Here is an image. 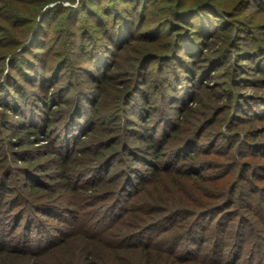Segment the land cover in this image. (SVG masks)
<instances>
[{
	"label": "trees",
	"instance_id": "16d2710c",
	"mask_svg": "<svg viewBox=\"0 0 264 264\" xmlns=\"http://www.w3.org/2000/svg\"><path fill=\"white\" fill-rule=\"evenodd\" d=\"M33 1L35 0H0V35L2 37L17 34L28 38V32L38 22L36 19L38 15L44 22L47 21L45 18L51 10L57 11L58 14L65 12V18L60 24L61 29L58 28L57 41L53 44L45 43L35 39L34 34L28 39L26 51L30 48L39 50L49 46L53 49H49L48 55L60 57L63 53H68L69 47L74 44L80 50L85 48L83 52L88 54L87 57L91 59V63H93L91 56H96L95 66H97L98 60L107 65L104 62L106 59L104 52L109 51L110 48L113 62L106 70H113V72L108 75L103 73L99 77L89 76L99 90L96 91L95 98L90 95L84 96L81 92L89 88L78 87L75 92L79 90L78 96L81 99H74V105L67 99L61 100L59 101L61 104L57 103L60 108L54 110L51 102L52 93L44 89L37 95L35 101L25 104V106L29 105V109H32L34 103L36 105V110L30 116L22 112L25 118L28 117L25 123H27V129L33 132L30 135L55 133L53 142L57 143L59 149L55 147L49 151L53 160L50 162L55 161L57 164L53 174L56 178L62 175L63 183H60V188L59 183L53 180L47 185L25 183L27 197L20 201L22 204L20 209L23 210L20 212L17 210L18 213L14 214L18 220L17 222L13 220L12 229H9L10 235L4 233L0 235V262L7 259L9 263L22 260L23 264H97L95 260H91L93 254L103 256V251H106L114 256L112 260L107 261L108 264H264V184L260 185L256 182L263 181L264 175L254 174L257 166H264L259 165L264 163H257L264 159L262 148L264 138L256 141L257 143L247 141L248 135L251 134L255 142L260 134L263 135L264 130L255 132L251 129L248 133L238 126L239 122L228 120L227 112L233 105L235 90L227 91L226 95L218 99L216 93L210 95L206 93L208 85H204L199 90V94L195 95L196 98L193 97L192 90L191 103L179 105L176 108L175 122L162 117L164 125L160 131L157 128L154 129L155 132L151 137L145 130L143 131L142 135L146 138L143 155L148 152L153 155V159L145 163V171L135 172L133 177L125 180H115L109 176V168H107L102 179H93L90 174L99 171L101 167L107 165L103 164L104 162H112L117 156L106 157L108 154H114L116 150L113 139L107 137L109 129L112 130L113 127L95 120L101 114V109L102 111L108 109L109 105L105 104V100L104 104L102 103L107 96L102 86L115 89L114 94L110 93L112 95L108 98V102L122 103L123 101L125 105L127 102L130 104V100L139 92V89L136 86L133 90L126 91L127 87L121 88V82L116 80V76L122 72L123 67H125L123 71L131 69L135 72L136 61L140 59L144 51L140 48L137 50V55L132 61L133 67L132 63L130 65L127 61L122 63L121 55L129 49V43L124 42L122 48L120 45L132 30L129 26L130 21L125 19L129 15H120L121 28H115L117 14L113 7H108L106 12L111 19L105 20L104 24L102 21L98 22L99 25L103 24L105 30L103 32H106L108 37L106 45L105 39L102 40L88 31L84 32L88 33V40L84 38L83 41H77V39L74 41L72 36L74 34L76 36V33L73 31V20L76 19L75 23H77L80 13L89 12L88 5L83 1L80 0L77 7L58 4L56 7L44 8L43 11H41L42 6L49 0H37L38 2L31 4ZM69 1L74 3V0ZM27 4H30L27 9L29 14L24 12ZM166 4L164 9L171 12L174 8L168 4V1ZM199 6L201 4L196 5L192 10H196ZM186 9L182 8L180 12L188 11ZM89 13L97 22L98 16L91 14V11ZM20 20L22 25L18 23ZM41 20L36 26L38 29L42 26ZM110 26L112 28L109 30ZM49 29L46 37L53 33V25ZM132 37L134 38L133 35ZM217 38L218 36L212 38L211 43ZM208 44L205 47L206 50L209 48ZM10 46V43L0 46V57L9 52ZM111 46L116 47L117 50L114 52ZM255 47L261 48V46ZM57 48L61 53L57 51ZM151 49L149 51L153 52L156 48ZM261 52L263 53L262 49ZM154 53H152L153 56L156 55ZM259 60H253L254 65L259 68H254L257 73H261L264 69V61ZM51 65L46 64L44 71ZM27 66L30 68L29 65ZM247 68L246 71H250ZM82 70L87 74L91 73L89 69ZM45 72L42 73L41 69L37 70L38 84L41 86L45 81H51L44 79ZM238 73L239 70L234 73L230 70L229 74L227 73V81L230 83L232 77L239 76ZM24 77H27L24 80H28L33 76L24 75ZM147 83L148 78L142 84L144 86ZM205 93L208 98L201 101L200 96ZM75 97L76 95H73L72 98ZM223 99L225 103L221 105L225 104V106L220 113L223 117L219 119L217 107L221 108L218 105ZM142 100L147 99L142 97ZM149 103L145 101L146 105ZM15 106L13 105L17 108ZM37 111L40 113L34 116ZM67 112L68 115L65 116ZM259 114L264 119V109L256 113V115ZM105 120L109 123L107 117ZM243 121L250 124L254 122L248 118ZM120 128L119 133H121ZM96 130H99V135L94 134ZM158 132L159 135L156 138L155 135ZM206 134H209L208 138L226 137L223 151L212 153L215 155L213 161L217 164L214 167L208 163L211 162V152L199 153L193 149L194 146L196 147V141ZM244 134H247V137L246 135L244 137ZM90 136L94 139L95 145L94 150L91 151L86 144ZM243 138L248 139L243 140ZM245 141L247 143H244ZM121 144L122 142L117 144L119 150L123 147ZM13 145L10 143V149ZM71 146H73L72 149ZM233 146L235 149L231 151L230 148ZM244 148L251 150L250 156L254 161H243L246 157V153L242 152ZM166 152L169 154L176 152L181 155L173 165L171 159L167 161L164 159ZM17 159L18 157H14V160ZM20 160L25 164H31L27 158ZM200 163L206 164L204 168H200ZM8 164L6 162L5 167L0 165L2 193L5 191L3 174L9 168ZM33 164L32 162L29 166ZM130 169L127 170V176L132 173ZM211 169L214 171H210ZM202 170H209L210 173H202ZM86 174H89L87 178L83 177ZM9 177V175L6 176L5 180ZM71 177L79 178V180L82 177V182L73 185L70 181ZM65 194L64 197L71 206L65 211V215L57 214L54 207H46L49 206L48 202ZM4 198L5 194L0 202L1 206L8 202ZM36 213H39V216H36ZM213 213L217 214V217L208 225L199 223L198 219ZM49 217L51 218L45 219ZM9 241L13 243L11 246H7ZM87 243L92 244L95 251L86 250L78 254L72 251L68 254L69 250L73 249L71 246L76 244L74 247L76 249L87 248ZM63 253L68 257L64 263L60 258ZM51 260L54 262H50Z\"/></svg>",
	"mask_w": 264,
	"mask_h": 264
},
{
	"label": "rangeland",
	"instance_id": "374dc122",
	"mask_svg": "<svg viewBox=\"0 0 264 264\" xmlns=\"http://www.w3.org/2000/svg\"><path fill=\"white\" fill-rule=\"evenodd\" d=\"M35 1L38 2L37 0ZM35 1L31 2V4L36 3ZM82 1L88 5L89 12L91 11V14L98 16V19L97 22L94 21L89 12L80 13L78 15L79 21L75 23V19L72 22L73 31L76 33V36L75 34L72 36L74 41L76 39L77 41H83L84 38L88 40V33H84L88 31L102 40L105 39L104 43L107 45L108 37H106V32H103L105 31L103 24L105 20L111 19V16L106 14V12L108 11V7H113L116 9L117 14V19H115L117 26L114 25L115 28L120 27V15H129L125 19L130 21L129 26L132 30H130V34L126 35L123 44L120 45L122 48L124 47V42L125 44L129 43V49H126L121 55L123 57L122 63L127 61L131 65L137 55V50L140 48L144 51L140 59L136 61L135 72L131 69L123 71L125 68L123 67L121 69L122 72L116 76V80L121 82V88L127 87L126 91L133 90L136 86L138 87L139 92L130 100V104L127 102L125 105L123 101L122 103L108 102V98L114 94L115 89L110 86H102L103 91L107 95L102 100V103L104 104L105 100V104L109 105L107 106L108 109L103 111L101 109V114L95 120L113 127L112 130L109 129L107 137L113 139L112 141L115 142L113 144H116L114 146L116 150L114 154H108L106 157L117 156L112 162L110 161L111 163L104 162L103 164H107L106 166L90 174L93 176V179H102L107 168H109V176H112L115 180H125L128 177H133L135 172L141 173L145 171V163L147 160H152L153 155L149 152L143 155L145 150L144 144L146 142V138L142 135L143 131L145 130L149 137L155 132L154 129L157 128L160 131V128L164 125L162 117L167 120L172 119L175 122L177 118L175 113L176 108L179 105H189L193 97L196 98L195 95L199 94V90L204 85H208L207 91L205 90L206 93L209 95L216 93L217 99L226 95L227 91L235 90L232 100L233 105L229 108V112H227L228 120L239 122L238 126L248 133L251 129L255 132L264 130L262 115H256L258 111L264 109V106H261L264 105V69L261 68V73H257L254 68L258 67L253 62V60L257 59H260V62L264 61V0ZM167 1L174 8L171 12H167L164 9ZM78 3L80 4V0H74V3L69 0H49V2L42 6L41 11L47 7H56L58 4L77 7ZM198 4H201V6L196 10H192ZM29 6L30 4L26 5L24 9L25 13H28L27 9ZM182 8H187L186 10L188 11L184 13L180 12ZM28 14H25V16H28ZM47 15L45 18L47 21L44 22L40 19L39 15L37 16L36 19L38 22L41 20L42 26L38 29L36 27L38 26L37 22L30 29L31 31L28 32V38L17 34L5 38L0 35V46L8 45V43L11 45L9 52L5 56L0 57V87H2L0 88V165L5 167L6 162L9 163V168L3 174L5 191L3 193L0 191V202L3 199V194H5L4 199L8 201L5 205H0L1 236L2 233L10 235L9 229H12L13 220L15 222L18 220L14 214L23 210L20 209L22 205L20 201L27 197L24 188L26 182H34L36 185H47L49 182L52 183L53 180L59 183V188L61 186L60 183H63L61 179L62 175H59L60 178L59 176L56 178L55 174H53V170L57 164H55V161L50 162L53 160L49 151L52 148H58L57 143L54 144L53 142L55 133L30 135L33 132L27 129V123H25L28 117L25 118L22 112L26 116L28 114L30 116L36 110V105L34 103L32 109H29V105L25 106V104L35 101L37 95L44 89L52 93L51 102L54 110L60 108L57 103H60L59 101L61 100L67 99L74 105V99H81L78 96L79 90L75 92V89L78 87L89 88V90H82L81 92H83L84 96L87 95L89 97L90 95V97L95 98L97 97L96 91L99 90L89 76L99 77L103 73L108 75L113 72V70H106L113 62L110 48L109 51L104 52L106 57L104 62L107 65L98 60L97 66H95V62H97L96 56H91L93 60V63H91V59L87 57L88 54L83 52L85 48L80 50L74 44L69 47L68 53H63L60 57L53 54L48 55L49 51L53 49V47L49 48V46H44L43 49L40 48L39 50H36L37 48H30L26 51L28 39L32 38L34 34L36 35L35 39H40L45 43L53 44L57 41L58 28L61 27L60 24L63 22L66 13L58 14L57 11L51 10ZM82 20L85 21L83 22ZM100 21L103 24L99 25L98 22ZM18 23L20 25L23 24L21 20ZM24 24H27V22H24ZM52 25L53 33L46 37V32L50 30L49 28ZM111 28L112 26L109 27V30ZM217 36L216 41L211 43V39ZM207 43H209V48L206 50ZM255 46H261V48ZM111 48L114 52L117 50L116 47L111 46ZM151 48L156 49L150 52ZM57 51L60 52L58 48ZM152 53L156 55L153 56ZM100 55L102 54L100 53ZM156 57L160 59L157 60ZM46 64L51 66L45 72L44 67ZM104 65L106 66L104 67ZM243 67L244 71H242ZM246 68L250 69V71H246ZM39 69H41L42 73L45 72L44 79L51 80L45 81L42 85L43 87L38 84L37 70ZM82 69H89L91 73L87 74ZM230 70L232 73L239 70V76L232 77V81L229 83L227 75ZM24 75L33 77L24 80L27 78ZM146 78H148V83L143 86L142 83H144ZM192 90L194 95L191 99ZM110 93L112 94L110 95ZM206 93L200 96L201 101H205L208 98ZM73 95H76V97L72 98ZM142 97H145L147 99L145 101H149L150 103L146 105ZM219 103L218 106L221 108L217 107L219 111L217 118L222 119L223 114L220 113L225 104L221 105V103H225V100L223 99ZM13 105H16L15 107L17 108H14ZM113 105L119 108L115 109L116 107ZM38 113L40 112L37 111L34 116L38 115ZM67 115L68 112L65 116ZM106 117L109 123L105 120ZM245 118L254 121L253 124L244 122L243 119ZM85 119L84 117L83 120L85 121ZM118 126L121 127V133L118 131ZM98 131L96 130L94 134L99 135ZM158 135L159 132L155 137L157 138ZM208 135L206 134L199 138L195 143L196 147L194 146L193 149L199 153L211 152V162L208 163L214 167L217 164L213 161L215 155L212 153L223 151L226 143L224 138L226 137L208 138ZM245 135L247 137V134H244V137ZM262 137L264 138V133L263 135L260 134L254 142L253 136L249 134V139L243 138V140L248 139L247 141L251 143H257L256 141L262 140ZM10 140L13 141L10 142ZM119 142H122L121 145H123L120 150L117 145ZM10 143L14 144L12 149H10ZM244 143L247 142L245 141ZM86 144L90 151L94 150L95 145L92 137L86 140ZM72 147L70 148L72 149ZM234 147L230 148V150L233 151ZM262 148L264 150V145ZM242 152L246 153L243 161H254L250 156L252 152L249 148L242 149ZM179 155L176 152L173 154L166 152L164 159L166 161L167 159H171V163L174 165ZM14 157H18V159L14 160ZM25 158L29 159L31 164L33 162V166L21 162L22 160L20 159ZM257 163H264V159ZM200 164V168H204L206 165ZM128 169L132 171L130 176L126 174ZM256 169L254 170L255 175H264V166H257ZM210 171H214V169ZM210 171L202 170V173H210ZM8 175L10 177L5 180ZM87 175L89 174L83 177ZM70 181L73 185H78V183L82 182V177L80 180L79 178L75 179L71 177ZM256 182L260 185L264 184V180ZM58 187L55 186L59 191ZM60 196L59 198L57 197L58 199L55 198L51 202H48L49 206L46 207H54L57 214L65 215V211L70 209L71 206L64 197L66 194ZM15 205L17 206L13 209ZM35 215L39 216V213ZM51 217L45 219H50ZM216 217L217 214L213 213L208 217L198 219V221L201 225H208ZM21 221L23 222L24 220L22 219ZM242 227L246 226L242 225ZM4 237L6 238V235ZM12 244V241L7 242V246H11ZM75 245L71 246L73 249L69 250V253L66 252L70 254L73 251L78 254L86 250L90 252L95 251L92 244L87 243V248L80 247L78 249L74 248ZM110 253L103 251L104 257L93 254L91 260H95L97 264H108L109 259L112 260L114 258ZM60 258H62V263H64V260H67L68 257L63 253ZM50 262H54V260ZM0 264H23V262L19 260L18 262L9 263L6 259L1 261Z\"/></svg>",
	"mask_w": 264,
	"mask_h": 264
}]
</instances>
